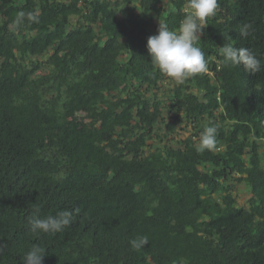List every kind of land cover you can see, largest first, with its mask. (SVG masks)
<instances>
[{
  "label": "trees",
  "instance_id": "16d2710c",
  "mask_svg": "<svg viewBox=\"0 0 264 264\" xmlns=\"http://www.w3.org/2000/svg\"><path fill=\"white\" fill-rule=\"evenodd\" d=\"M185 6L0 0V264L33 244L43 264H264V69L219 54L232 43L264 65V0H219L199 41L207 72L159 97L147 39L160 21L178 30ZM21 11L39 23L15 25ZM208 126L216 148L197 152ZM63 210L62 232L30 231L33 214Z\"/></svg>",
  "mask_w": 264,
  "mask_h": 264
},
{
  "label": "clouds",
  "instance_id": "9594fccd",
  "mask_svg": "<svg viewBox=\"0 0 264 264\" xmlns=\"http://www.w3.org/2000/svg\"><path fill=\"white\" fill-rule=\"evenodd\" d=\"M219 0H186L184 16L178 30L170 29L167 23L160 21L157 34L147 39V51L154 67L163 75L171 78L176 84H183L187 79L207 72L208 62L205 54L199 46L201 35L208 25V21L217 15ZM25 17L32 23H39L37 13H24L21 11L15 25L23 23ZM250 23L240 27V35L248 37L253 32ZM219 54L225 67L243 66L245 72L259 73L264 69L257 54L250 48L235 47L232 43H224L219 47ZM217 128L206 127L200 135L196 145L197 152L212 151L216 148ZM36 213L39 212L37 208ZM79 211L78 209L76 210ZM73 220V213L63 210L56 215L41 217L33 214L28 221L29 229L39 236L44 234H56L62 232ZM149 243L147 236H140L130 241L135 250L143 248ZM46 250L39 244H33L24 253L23 264H43ZM183 264V261L180 262Z\"/></svg>",
  "mask_w": 264,
  "mask_h": 264
},
{
  "label": "rangeland",
  "instance_id": "374dc122",
  "mask_svg": "<svg viewBox=\"0 0 264 264\" xmlns=\"http://www.w3.org/2000/svg\"><path fill=\"white\" fill-rule=\"evenodd\" d=\"M175 81L172 80L171 78L167 77L161 84H160V90H159V97H163L167 95V92L169 90V88L173 87L175 85ZM184 125H182L181 128H183ZM180 128L177 136L178 138H185V136H187L189 134V130H182ZM235 195L236 198L239 202L240 205L242 206H247V200L250 196L249 192H248V187L247 185L242 182V183H236L235 186Z\"/></svg>",
  "mask_w": 264,
  "mask_h": 264
}]
</instances>
